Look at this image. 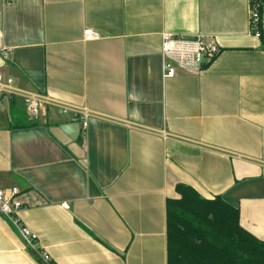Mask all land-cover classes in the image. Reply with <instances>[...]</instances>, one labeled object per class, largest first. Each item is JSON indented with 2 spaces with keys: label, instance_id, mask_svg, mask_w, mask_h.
<instances>
[{
  "label": "crops",
  "instance_id": "1",
  "mask_svg": "<svg viewBox=\"0 0 264 264\" xmlns=\"http://www.w3.org/2000/svg\"><path fill=\"white\" fill-rule=\"evenodd\" d=\"M249 15V0H0V76L94 113L76 140L52 110L13 129L25 103L0 95V188L22 191L19 219L55 264H168L178 185L264 241V43ZM164 33L221 53L165 79ZM0 264H42L5 217Z\"/></svg>",
  "mask_w": 264,
  "mask_h": 264
},
{
  "label": "trees",
  "instance_id": "2",
  "mask_svg": "<svg viewBox=\"0 0 264 264\" xmlns=\"http://www.w3.org/2000/svg\"><path fill=\"white\" fill-rule=\"evenodd\" d=\"M256 1L264 43V0ZM11 122L13 129L37 125L27 124L22 115ZM176 191L180 199L167 202L168 264H264V241L240 226L237 209L221 198L206 200L189 186L178 185Z\"/></svg>",
  "mask_w": 264,
  "mask_h": 264
},
{
  "label": "built area",
  "instance_id": "3",
  "mask_svg": "<svg viewBox=\"0 0 264 264\" xmlns=\"http://www.w3.org/2000/svg\"><path fill=\"white\" fill-rule=\"evenodd\" d=\"M249 7L250 30L260 37L257 30L259 22L257 1L249 0ZM85 38L86 41H94L98 40L99 36L86 31ZM0 52L3 59L9 58L8 49L2 48ZM220 53V46L213 37L200 35L187 38L164 33L161 50L163 76L165 79H173L177 77L178 69H185L193 75H198L203 67L215 60ZM0 95L8 98H21L25 103L27 119L30 123L38 122L42 115L52 110L63 117L69 116L71 124H77L80 133H86L89 122L94 117V113L88 108H77L59 103L38 92L20 89L12 78L0 76ZM22 196V191L17 187L0 188V217H5L15 227L28 249L41 260L42 264H55L50 256L38 246L37 235L25 227L19 219L20 213L26 208Z\"/></svg>",
  "mask_w": 264,
  "mask_h": 264
},
{
  "label": "water",
  "instance_id": "4",
  "mask_svg": "<svg viewBox=\"0 0 264 264\" xmlns=\"http://www.w3.org/2000/svg\"><path fill=\"white\" fill-rule=\"evenodd\" d=\"M62 131L67 134L71 139L76 140L78 138L80 129L77 124L64 125Z\"/></svg>",
  "mask_w": 264,
  "mask_h": 264
},
{
  "label": "rangeland",
  "instance_id": "5",
  "mask_svg": "<svg viewBox=\"0 0 264 264\" xmlns=\"http://www.w3.org/2000/svg\"><path fill=\"white\" fill-rule=\"evenodd\" d=\"M0 100H1V98H0ZM21 107V106H20ZM22 108H23V106H22Z\"/></svg>",
  "mask_w": 264,
  "mask_h": 264
}]
</instances>
